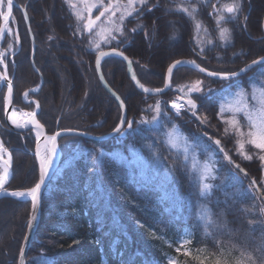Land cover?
Wrapping results in <instances>:
<instances>
[{"label":"trees","instance_id":"1","mask_svg":"<svg viewBox=\"0 0 264 264\" xmlns=\"http://www.w3.org/2000/svg\"><path fill=\"white\" fill-rule=\"evenodd\" d=\"M16 1L30 17L37 70L23 11L14 6L19 43L7 62L15 105L36 109L24 93L39 86L43 76L41 88L29 98L39 102L38 118L49 134L63 128L98 135L113 131L122 119V108L102 86L98 51L79 34L67 0ZM230 1L240 9L237 20L227 21L231 39L227 44H222L215 18L208 12L201 16L200 26L214 44L200 45L196 21L180 12L178 25L168 28L163 16L167 6L163 10L159 6L137 20L129 19L111 46L123 50L139 82L151 89L165 86L170 64L179 59L194 60L219 73L239 70L264 56V0ZM2 22L0 5V29ZM12 39L7 34L2 49H8ZM262 67L264 63L241 77L223 80L180 65L173 70L169 89L152 95L137 88L123 58L103 59L105 79L126 103V124L106 140L60 138L63 155L43 195L27 264H264V148L246 138L240 148L237 131L221 112L219 93H212L240 79L249 87V76L258 75ZM197 77L208 82L206 95H194L196 110L177 113L170 104L179 95L180 84ZM6 93L7 87L0 86V137L13 160L7 188L31 189L39 180L36 136L33 130L7 126ZM241 118L244 130H249ZM173 126L196 148L199 143L210 145L197 153L198 160L214 165L208 188L192 158L170 145L167 136ZM30 212L31 200L0 198V264L18 263Z\"/></svg>","mask_w":264,"mask_h":264},{"label":"rangeland","instance_id":"2","mask_svg":"<svg viewBox=\"0 0 264 264\" xmlns=\"http://www.w3.org/2000/svg\"><path fill=\"white\" fill-rule=\"evenodd\" d=\"M67 1L73 13L77 17L78 25L79 27H81V31H86L87 29L92 30L91 40L95 50H102L103 48H105L104 46H108L114 32H122V26L128 20L130 15H132L133 12L136 10L137 3L140 4L141 2H143V0ZM6 6L7 5L4 4L5 11ZM232 8L236 11L235 13L238 14V11L240 9L238 3L234 1L223 2L219 8L220 13L215 19L217 21L222 22L225 18V15H227V18L235 17L234 15L227 13L226 11ZM217 28V34L220 35L222 44H227L228 42H230V30L228 25L226 24L225 27H220L219 25H217ZM8 30L10 37L12 36L13 38L12 42H10L8 49L1 50L0 48V61L4 65L6 70L8 66L7 61L9 54L15 51L16 43H18L19 41V39L17 38L16 28L14 27V22L11 23ZM197 33L199 41L201 42L200 45L206 44L204 42H208L209 45L214 44V40L209 37V32L207 30L203 29L202 27H198ZM240 81H242V79H240ZM240 81L238 80L237 82L235 81V83L226 84L223 88L212 93H219L218 100L221 112L222 114L226 115L225 118L227 119L228 123H230V126H232V128L237 131L240 137V148L243 147L244 138L253 143L255 146L259 148H264V67L259 69L258 75H255V73H253L249 76V87H246ZM207 84L208 82L200 77L191 79L186 83L180 84V93L172 101L176 108V112L180 113L185 110L182 108L184 104L188 105L194 103V95H206L208 89ZM115 92L119 94L117 91ZM188 109L194 110L195 108L189 107ZM20 113L22 114V112ZM20 113L18 115V119L20 122H22L23 117ZM241 116L245 118L247 124L250 127V129L247 131H245L243 126L241 125ZM167 139L172 147L180 150L181 152L185 153V155L190 156L192 158L195 164L199 167V170L202 175L203 185L205 186V188H208L210 186V183L208 181L209 178L213 175L214 165L211 163V161L207 159L198 160L197 153L199 151H206L210 148V145H200L201 143H199V146L196 148L195 144L187 141L180 129H178L176 126H173V130L168 133Z\"/></svg>","mask_w":264,"mask_h":264},{"label":"water","instance_id":"3","mask_svg":"<svg viewBox=\"0 0 264 264\" xmlns=\"http://www.w3.org/2000/svg\"><path fill=\"white\" fill-rule=\"evenodd\" d=\"M219 1L220 0H218L217 2H219ZM6 2L9 6V11L7 13V16L3 18L2 26L0 29V41L4 37L5 26L12 19L14 6L19 7L23 11V14H24V17L26 20V24L28 27V31L30 33V37H31V41H32V64L35 67L34 55H35V50H36V41H35L34 33L32 31V28H31L30 17H29L27 8L25 6H21L19 3H17L16 0H6ZM263 29H264V22H263ZM109 55H118V56L122 57L126 61L128 73H129L131 79L136 84L137 88L146 92L147 94H152V95L161 94V93H163L169 89L172 71L174 68H176L177 66H180V65L191 66L192 68L197 70L199 73H201L207 77H210V78L230 80V79H234L237 77H241V76L245 75L248 71H250L252 68L264 63V56H261L255 60L247 63L246 65H244L239 70L229 72V73H219V72L211 71V70L201 66L200 64H198L194 60L179 59V60H175L174 62H172L170 64V66L167 70L166 83H165L164 88L149 89V88L143 86L138 81L136 74H135V71H134V68H133L132 61L125 53L121 52L120 50H116V49L102 50L97 54V58H96V67H97L99 79H100L103 87L108 92H110L111 94H113L115 96V98L117 99V101L119 102V104L122 108V119H121V122L119 123V125L113 131H111L107 134H103V135L93 134L90 132H86V131L78 130V129H74V128L57 129L54 132V134H49L47 132V129L44 126V124L38 118V113L40 111V104L38 101H36L37 109L34 112H30L29 115L24 119L23 123H20V124L16 123L14 120L15 87H14L13 77L11 78L7 74L5 68L2 69L0 66V82L2 85H5L7 87V97H6V104H5V109H4V118H5V122H6L7 126L10 129L17 130V131H28V130H34L35 131L37 129L40 131V135L37 136V140H36V144H35V150H34L35 158H36V161H37L38 167H39V180H38L36 186L33 188L34 193H33L32 198H29L31 200V213H30L27 232H26L25 238L22 242V246H21V250H20V254H19V258H18V264H27V255H28V252L31 248L32 240H33L35 233L38 229L40 218H41L43 195H44V192L47 188L49 181L51 180L52 176L54 175L55 171L57 170V168L60 164L62 155H63V152H62L61 148L59 147L60 138H62L63 136H68V135H79V136L92 138L95 140H106V139H109V138L115 136L116 134H118L124 128V126L126 124V121H127L126 104H125L124 100L121 98V96L119 94H117L110 87V85L107 83V81L103 75L102 69H101V61ZM35 69H36V67H35ZM43 81H44V78L42 76L39 86L36 89H29L27 91V93L37 92L41 88ZM32 101H34V99H32ZM171 107L173 108V104L171 105ZM49 146H50L52 151H55L56 159H55L54 163L47 169L45 167V163L43 161V152ZM11 176H12V162H11V166H10L9 177H8L7 181L0 186V198L5 196V195H12V196L17 197L14 194V192H16V191H11L7 188L8 183L11 180Z\"/></svg>","mask_w":264,"mask_h":264},{"label":"flooded vegetation","instance_id":"4","mask_svg":"<svg viewBox=\"0 0 264 264\" xmlns=\"http://www.w3.org/2000/svg\"><path fill=\"white\" fill-rule=\"evenodd\" d=\"M148 1L149 0H143V2H141L140 4L137 3L136 10L133 12L132 15H130L128 20L129 19L137 20L140 15L145 16L147 11H150L151 8H153V7H159L160 6L161 9L163 10L164 7L167 6V7H165L166 8V11H165L166 13H164V11H163V16L165 14V16L167 17V19H165L166 20L165 21L166 22V27L174 28V27H176L178 25L179 21H178V18H176V17L179 15L180 12L185 13V15L189 19H193L194 21L197 22L198 26L201 27L200 25H203L202 21H204L201 16H205L207 14V12H208L209 15H210L209 16L210 18H213V17L216 18L219 15V13H220V9L219 8H220L221 4L223 2H227L228 0H220L219 2H217L218 0H192V1H190V0H153L151 2L153 4L148 6L143 11L142 9L145 7L144 5L147 4ZM181 1H182V4L180 5ZM197 2H198V4H197ZM199 2H203V3L200 5ZM208 9H209V11H208ZM140 11H142L141 14H139ZM226 11H227V13H230V14L234 15L235 17L227 18L226 17L227 15H225V18L223 19L222 22L217 21L216 19H214V21L212 19V20H210V22L213 21L216 26L219 25L220 27L221 26L225 27L226 24H227V21H235V20L238 19L239 13L236 14L235 13L236 11L233 8L232 9H228ZM195 18L197 20H195ZM124 26H125V24L122 26V29H121L122 31H123ZM77 27H78L77 29H78L79 34L84 36L85 39H87L90 43H92V40H91V32H92V30L91 29H87L86 31L85 30L81 31V27H79V25ZM121 33H122L121 31L119 33L118 32L117 33L114 32L109 45L108 46L106 45L105 48H107V49H116V50H120L121 52H123V50L121 48H118V47H115V46L114 47L111 46V45H113L114 42H116L119 39V35ZM97 51H99V50H97Z\"/></svg>","mask_w":264,"mask_h":264},{"label":"bare ground","instance_id":"5","mask_svg":"<svg viewBox=\"0 0 264 264\" xmlns=\"http://www.w3.org/2000/svg\"><path fill=\"white\" fill-rule=\"evenodd\" d=\"M8 30V28H7ZM14 120L16 123H19L18 114H14ZM36 135H40V131L37 129ZM56 153L52 151L50 146L45 149L43 152V161L45 163V167L48 169L55 161ZM10 166H11V156L7 150L4 149L0 138V186L5 183L10 174ZM34 190H24V191H17L14 194L19 198H32Z\"/></svg>","mask_w":264,"mask_h":264}]
</instances>
